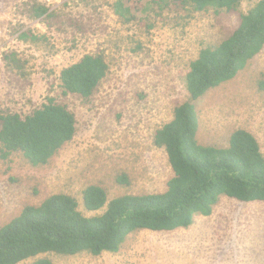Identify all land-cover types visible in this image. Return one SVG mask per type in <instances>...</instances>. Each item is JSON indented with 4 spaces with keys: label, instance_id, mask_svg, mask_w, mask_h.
<instances>
[{
    "label": "rangeland",
    "instance_id": "rangeland-1",
    "mask_svg": "<svg viewBox=\"0 0 264 264\" xmlns=\"http://www.w3.org/2000/svg\"><path fill=\"white\" fill-rule=\"evenodd\" d=\"M117 0H0V111L24 117L48 97L74 114L76 133L46 165L21 153L0 157V227L25 206L51 195L72 197L84 216L83 192L104 189L107 201L124 195L162 193L173 176L155 132L189 101L185 77L202 49L213 48L260 0L234 11L151 10L126 22ZM49 9L36 19L33 8ZM178 10V11H176ZM22 33L29 38L20 40ZM36 37L35 39L31 38ZM13 54L16 67L4 61ZM86 54L101 55L106 77L85 101L64 95L60 72ZM200 145L226 148L238 129L251 133L264 156V48L230 81L194 103ZM264 264V204L221 196L210 215L197 214L187 229L140 231L117 253L73 256L47 253L19 264Z\"/></svg>",
    "mask_w": 264,
    "mask_h": 264
},
{
    "label": "trees",
    "instance_id": "trees-1",
    "mask_svg": "<svg viewBox=\"0 0 264 264\" xmlns=\"http://www.w3.org/2000/svg\"><path fill=\"white\" fill-rule=\"evenodd\" d=\"M242 1L117 0L114 8L120 19L131 22L151 10L160 18L167 10L179 8L230 12ZM33 12L36 19L49 15V9L40 5ZM29 36L22 33L19 38L23 41ZM263 48L264 0H260L240 16L230 36L213 48L202 49L190 63L185 77L189 101L177 106L172 120L154 134V144L164 149L173 173L164 192L124 195L108 202L103 188L89 186L83 192L84 208L88 212L105 208L101 214L89 217L64 194L51 195L36 206H25L0 227V264H19L47 253H117L133 233L189 228L195 215H210L221 196L264 204V156L257 139L238 129L230 135L226 148L200 145L196 139L199 119L193 104L211 89L232 80ZM6 60L12 69L16 67L15 55H4ZM107 71L101 55L86 54L61 70L62 92L87 101ZM75 133L74 114L51 97L24 117L0 111V157L8 159L21 153L31 165L43 166L73 140ZM34 264L53 263L40 259Z\"/></svg>",
    "mask_w": 264,
    "mask_h": 264
}]
</instances>
